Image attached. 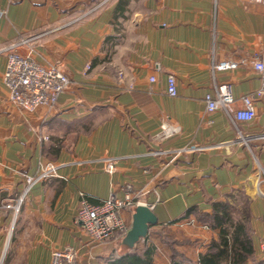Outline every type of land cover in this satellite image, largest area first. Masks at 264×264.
<instances>
[{
    "label": "crops",
    "instance_id": "1",
    "mask_svg": "<svg viewBox=\"0 0 264 264\" xmlns=\"http://www.w3.org/2000/svg\"><path fill=\"white\" fill-rule=\"evenodd\" d=\"M0 9V50L25 41L20 53L33 51L71 79L56 106L25 111L9 101L8 58L0 53V262L51 264L54 251L72 247L81 264H107L119 255L95 257L101 244L77 212L82 196L124 198L128 186L162 228L130 253L154 247V264H198L219 239L202 220L222 202L235 219L246 218L254 249L246 264L264 261V95L254 68L264 0H0ZM223 61L240 65L214 72ZM168 75L177 79L176 96ZM215 83L231 84L234 110L253 96L255 119L209 112L204 98ZM166 121L181 132L159 140ZM239 130L252 138L250 148L236 141ZM105 157L117 160L112 174ZM42 162L57 164L58 177L34 186L15 218L3 204Z\"/></svg>",
    "mask_w": 264,
    "mask_h": 264
},
{
    "label": "built area",
    "instance_id": "2",
    "mask_svg": "<svg viewBox=\"0 0 264 264\" xmlns=\"http://www.w3.org/2000/svg\"><path fill=\"white\" fill-rule=\"evenodd\" d=\"M4 14L5 11L0 9V18ZM24 43L27 42H15L0 50V53L5 51L8 58L4 83L9 93V101L28 112H35L42 106L54 107L59 97L69 88L71 79L56 65L44 66L40 64L33 51L29 54L20 53L19 48ZM239 65L235 61H223L214 64L213 70L214 72L235 70ZM254 68L261 76V93L264 95V45L262 50L255 55ZM155 81L154 76L150 78V82L154 83ZM167 82L168 94L176 96L178 94L176 77L168 75ZM235 101L232 86L228 83H215L214 90L207 93L204 98L209 112L223 110L236 122L248 123L253 121L256 117L254 97L251 95L243 96L241 98L242 107L238 110L233 109ZM180 132V126L166 121L161 125L156 136L159 140H169L178 136ZM260 137L264 139V130ZM251 140L252 138L246 135L243 130L238 131L236 141L250 148ZM191 149L201 151L205 147ZM157 153L154 152L153 154ZM102 162L108 173L115 172L116 158L105 157ZM259 175L262 178L260 183L264 184V168L259 169ZM23 177L24 185L17 197L3 204L4 208L11 210L15 218L19 215L34 186L58 177V165L53 162H42L36 174H24ZM258 192L260 195H264L262 190L259 189ZM134 193V189L128 186L124 198H118L113 194L107 200L93 202L89 197L82 196L77 212V221L91 242L95 244L108 243L120 238L130 230L131 223L125 214H130V207L142 203ZM0 264H3V261ZM51 264L81 263L78 260L77 250L67 247L53 252ZM258 264H264V261Z\"/></svg>",
    "mask_w": 264,
    "mask_h": 264
},
{
    "label": "trees",
    "instance_id": "3",
    "mask_svg": "<svg viewBox=\"0 0 264 264\" xmlns=\"http://www.w3.org/2000/svg\"><path fill=\"white\" fill-rule=\"evenodd\" d=\"M193 211L187 212L189 215ZM233 207L227 203H215L213 213L205 217L211 228L219 231V239L213 241L208 251L199 256L198 264H246L254 254L252 240L248 233L246 218L237 220L233 216ZM154 247H148L144 252L129 253L125 256H115L107 264H154ZM172 264H183L175 262Z\"/></svg>",
    "mask_w": 264,
    "mask_h": 264
},
{
    "label": "water",
    "instance_id": "4",
    "mask_svg": "<svg viewBox=\"0 0 264 264\" xmlns=\"http://www.w3.org/2000/svg\"><path fill=\"white\" fill-rule=\"evenodd\" d=\"M130 213V230L120 238L98 246L97 251H99L94 254L95 257L108 259L114 251L121 257L125 256L135 250L141 241L146 240L151 232L162 233V228H155L159 222L151 206L143 203L137 204L130 207ZM95 264L99 263L95 262Z\"/></svg>",
    "mask_w": 264,
    "mask_h": 264
}]
</instances>
